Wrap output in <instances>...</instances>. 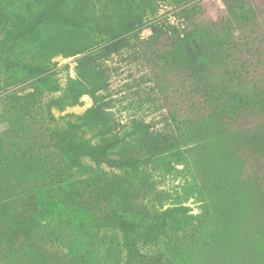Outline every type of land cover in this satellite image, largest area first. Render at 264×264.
<instances>
[{"label": "rangeland", "instance_id": "rangeland-1", "mask_svg": "<svg viewBox=\"0 0 264 264\" xmlns=\"http://www.w3.org/2000/svg\"><path fill=\"white\" fill-rule=\"evenodd\" d=\"M154 1L158 14L172 12L176 3ZM191 4L183 14L171 15L172 24H183L189 32L178 49L172 40L153 31V26H144L140 31L144 44L135 43L121 54L97 61L77 59L87 52L96 33L84 28L81 20L92 18L102 29L134 27L140 19L134 0H31L22 5V11L0 4V89L15 83L11 88L22 93V102L34 114L30 82L42 70L39 66L52 59L60 66L67 64L72 79L101 97L100 105L118 122L116 130L123 131L122 125L132 120L142 123L136 147L126 148L125 154L138 152L145 160L131 158L122 168L106 167L107 172L115 171L116 178L108 195L110 203L107 196L102 200L107 205L129 204L151 218L157 209L189 206L185 218L194 225H173L171 232L184 228L188 234L163 237L156 243L161 229L135 222L119 231L120 247L126 252L133 253L137 247L159 259L161 250L166 255L159 264H264V0H196ZM66 73L59 72L61 88ZM177 81L181 89L189 91L190 84L195 90L190 95L196 94L194 104L187 100L186 110L206 131L198 148L184 140L166 142L168 138L160 133L175 131L166 113L178 107L176 95L165 102L160 88ZM43 89L42 111L50 98L62 94V90L49 92L46 85ZM97 103L95 95L83 93L76 104L53 111L57 116L84 115L96 123L99 119L91 109ZM224 108L231 110V118L224 115ZM211 117L219 119L220 125ZM40 118L45 119L44 115ZM101 120L105 123L104 117ZM100 126L105 130L106 126ZM8 128L0 107L3 153L18 150L28 158L42 154L31 145L46 142V136H38L42 130L34 132L33 125L23 128L22 144L10 150L11 145L1 143L11 140ZM162 145L168 146V155L155 149ZM61 147L71 156L87 158L79 142L66 137ZM148 153L155 154L148 157ZM92 168L89 175L105 178L97 167ZM0 173L11 179H0V264H91L98 255L115 262L119 259V249H99V239L89 234L92 226L102 224L97 220L100 211L98 215L97 210L77 202L47 201L44 180L53 179L48 169H37L36 176L33 172L23 175L20 167L1 154ZM38 176L44 180L40 182ZM52 214L50 226L40 221L41 216ZM68 243L70 254L64 247ZM132 259L140 263L136 255Z\"/></svg>", "mask_w": 264, "mask_h": 264}, {"label": "trees", "instance_id": "trees-1", "mask_svg": "<svg viewBox=\"0 0 264 264\" xmlns=\"http://www.w3.org/2000/svg\"><path fill=\"white\" fill-rule=\"evenodd\" d=\"M6 3H5V2ZM31 0H0V4L7 8L22 9V5ZM74 1V0H73ZM137 8V12L140 13V19L136 22V26H124L119 30L112 28L102 29L98 28L94 24L92 18L82 19V26L86 29L96 31L93 36L92 45L88 48L86 53L77 58L79 61H97L110 57L112 55H118L124 52L125 48H130L135 43L144 44L146 41L141 36V29L144 26H153V31H158L168 39L172 40V45L176 49L180 47L181 42L185 41L189 32L183 24H172L171 15L172 13L183 14L188 10L196 0L177 2L173 7L172 12L158 14V6L154 0H134ZM72 3V2H71ZM22 11V10H21ZM38 11V10H37ZM19 36H21L19 34ZM22 38V36H21ZM150 38V37H148ZM147 40V39H146ZM163 62H167L165 57L162 59ZM37 64H34V67ZM43 67L40 72L31 79V86L34 85V90L31 92L30 100L31 105L35 103V112L31 113L26 108L23 100L25 97L21 96L15 87V83L7 84L0 89V104L1 110L4 111L6 121L9 125L8 132L11 140L6 143V139L3 140L2 146H10V150L14 147L19 148L22 144V133L23 128L34 126L37 132L42 130L39 137L46 136V142L34 141L31 145L34 146L35 150H42L41 155L36 153L31 154L30 158L23 155L21 151H15L13 154L3 153L0 149V155L5 154L6 161H12L16 167H20L24 174L33 172L36 176L35 171L37 169H48L53 173V179L50 182L39 177V181L46 182L44 186L48 188L47 201H57L64 203L67 201L81 203L83 206L92 208L93 210L101 213L97 219L102 224L92 226L89 234L93 238L99 239L98 248L104 247L108 249H119V259L117 261H111L110 259H100L98 256L92 259L91 264H138L132 263L134 255L138 257L139 264H159L160 258L165 254L163 251H159V259H152L148 253H141L140 249L134 247V252H126L125 247L121 246L120 229L125 231L128 227H132L135 222L138 224L143 222L146 226L160 228L158 240L159 243L162 238L164 240L175 239L178 236L187 235L188 233L181 230V232H171L173 225L178 228L182 227H193L194 222L187 219V210H190L189 206L175 205L169 206L164 210L157 209L151 218V214L139 211L129 204H122L120 201L107 205L102 200L104 196H107V201L110 203L108 198L109 191L113 187V181L116 178V173L112 169L109 172L106 171V167L122 168L123 165L130 163L131 158L138 160V162L145 160V155L140 153L134 154V156H127L126 148L136 147V137L138 130H142V123L138 120H132L122 125L123 131L116 130L115 125L117 120L113 117L112 113L103 108L100 105L101 97L86 89L78 79H72L68 74L67 64L59 65L58 62L48 59L44 61L39 67ZM66 71L65 85L63 88L60 87L61 79L58 75L59 72ZM164 81V80H163ZM17 83H21L17 81ZM39 84V85H38ZM43 85L49 87V92H56L62 90L60 96H53L49 99L44 111L41 110V102L46 95ZM189 85V91L183 90L180 87L179 81L170 83L162 91L163 99L165 102H169L170 99L176 95L177 108H169L167 113L175 124L174 130L170 132H160L165 135L164 138H168L166 142L172 140L182 141L184 140L188 144L194 146H201V141L206 137V131L201 125L197 118L188 115L187 100L188 103L194 104L193 98L190 96L191 92L195 90ZM83 93H91L97 98V105L91 109L92 114L95 118L99 119L96 123L88 121L84 115L67 114V115H55L54 109L57 107H64L67 105H74ZM187 97V98H186ZM173 99V98H172ZM171 99V100H172ZM39 108V111L37 109ZM59 109V108H58ZM187 109V110H186ZM224 115L231 118L233 113L230 109L224 108L222 112ZM45 117L41 119L40 116ZM105 118V123L101 119ZM213 117V116H212ZM213 123L220 125L219 119H212ZM30 118V120H28ZM199 122H197L196 120ZM43 122V123H42ZM225 123L221 119V124ZM106 126L105 130H102L101 125ZM222 127V126H221ZM106 133V135H104ZM167 133V134H166ZM68 138L71 141L79 142L85 149V156H71L70 151L64 150L61 147V141L64 138ZM195 137V139H194ZM252 148H254L252 146ZM157 151L162 154H169L170 150L167 145L156 147ZM33 150V151H35ZM5 152L7 150H4ZM149 154V153H148ZM155 153H150L154 156ZM260 154V153H259ZM257 154V155H259ZM15 167V166H14ZM92 167H97L98 170L102 171L105 178L96 179L89 175L88 172L94 170ZM2 175V176H1ZM29 176V175H27ZM10 177V176H9ZM0 173V179L5 182H10V178ZM4 199L7 195L6 190H3ZM180 197V196H179ZM183 210V211H182ZM160 211V212H158ZM180 214V216H179ZM54 214L49 217L41 216L40 221L45 225L50 226L54 223ZM40 221H38L40 224ZM187 225V226H186ZM181 229V228H180ZM112 232V234H109ZM109 235V236H108ZM49 243L51 239L49 238ZM66 241L65 243H67ZM51 245H53L51 243ZM65 245V244H64ZM75 245V244H74ZM67 252L70 254L71 244L68 243L64 246ZM120 247V248H118ZM166 255V254H165ZM101 256V255H100ZM147 260L148 263L144 261ZM142 261V262H141Z\"/></svg>", "mask_w": 264, "mask_h": 264}]
</instances>
